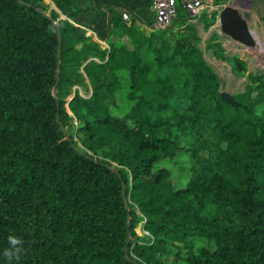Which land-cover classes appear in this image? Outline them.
<instances>
[{
    "label": "trees",
    "instance_id": "1",
    "mask_svg": "<svg viewBox=\"0 0 264 264\" xmlns=\"http://www.w3.org/2000/svg\"><path fill=\"white\" fill-rule=\"evenodd\" d=\"M53 1L0 0V264H264V71L212 33L223 95L221 9L175 0L170 36L156 0Z\"/></svg>",
    "mask_w": 264,
    "mask_h": 264
},
{
    "label": "rangeland",
    "instance_id": "2",
    "mask_svg": "<svg viewBox=\"0 0 264 264\" xmlns=\"http://www.w3.org/2000/svg\"><path fill=\"white\" fill-rule=\"evenodd\" d=\"M44 2L48 6L46 13L51 14L52 7H54V5H50V1L47 0ZM226 2L227 3L224 4L226 6L232 4L229 3L228 0H226ZM234 2L235 5L233 7L239 9L242 14H245L248 17V23L250 24L252 32L255 33L257 43H259L256 47L251 48L232 40L230 37L224 35L221 32V28L217 25L212 27L209 31L205 30L202 25L199 27L201 35L200 44L204 50L206 61L215 69L216 73L220 77L223 93L230 98L234 94L244 90L246 77L237 76L234 73L233 64L228 61H223L220 59L217 60L212 55V51L207 49L206 41L209 39L212 33H219L222 36L221 40L228 55H241L247 61V64H249L252 70L262 69L264 71V20L261 18L264 15V0H235ZM211 3V5H208V7L202 11H216L218 5L216 6L213 1ZM200 14H198L197 17L200 16ZM172 25L173 24L171 22L169 26L162 28L171 30L170 36H174V34L177 32V30L172 29ZM127 107L128 104L124 95L120 107V113H124L125 110L128 109ZM168 165L173 170V176L176 185L178 187H180V185H184L189 178L188 158L184 154H181L175 161L168 163ZM198 240L202 242L205 239L202 238Z\"/></svg>",
    "mask_w": 264,
    "mask_h": 264
},
{
    "label": "water",
    "instance_id": "3",
    "mask_svg": "<svg viewBox=\"0 0 264 264\" xmlns=\"http://www.w3.org/2000/svg\"><path fill=\"white\" fill-rule=\"evenodd\" d=\"M21 1V0H19ZM42 11V10H41ZM47 17L50 18V14L45 13ZM219 23L221 32L230 37L232 40L242 43L248 47L254 48L259 43L253 36V33L248 23V17L245 14H242L239 9L234 8L232 5H227L221 9L219 13ZM59 41H61V35L59 36ZM61 61V51L58 60V66ZM59 79V75L57 74ZM58 84V82H57ZM56 84V86H57ZM56 86L54 87V94L57 95ZM223 95L227 97L224 93ZM231 99L230 97H227Z\"/></svg>",
    "mask_w": 264,
    "mask_h": 264
},
{
    "label": "built area",
    "instance_id": "4",
    "mask_svg": "<svg viewBox=\"0 0 264 264\" xmlns=\"http://www.w3.org/2000/svg\"><path fill=\"white\" fill-rule=\"evenodd\" d=\"M214 0H182L184 7L188 10L189 15L192 19L197 18V15L202 12L208 5H211V2ZM235 0H228L231 5H235ZM214 4V3H213ZM223 5L222 8H224ZM218 5L217 9H222ZM221 11V10H219ZM178 13V7L175 0H156L155 2V19L149 31H154L155 29L167 27L173 22ZM127 18V17H126ZM128 19V18H127ZM217 26L220 27L219 16L217 17ZM251 28V27H250ZM252 31V30H251ZM255 38V33H253ZM256 39V38H255ZM257 41V40H256Z\"/></svg>",
    "mask_w": 264,
    "mask_h": 264
},
{
    "label": "clouds",
    "instance_id": "5",
    "mask_svg": "<svg viewBox=\"0 0 264 264\" xmlns=\"http://www.w3.org/2000/svg\"><path fill=\"white\" fill-rule=\"evenodd\" d=\"M24 241L18 236L8 237V247L3 250L2 255L8 260L9 264H12L14 260H19L23 253Z\"/></svg>",
    "mask_w": 264,
    "mask_h": 264
},
{
    "label": "crops",
    "instance_id": "6",
    "mask_svg": "<svg viewBox=\"0 0 264 264\" xmlns=\"http://www.w3.org/2000/svg\"><path fill=\"white\" fill-rule=\"evenodd\" d=\"M44 1H46V0H44ZM47 1H50V5H54V7H52V9H56L57 11H58V7L56 6V4L54 3V1L53 0H47ZM45 3V2H44ZM149 27L150 26H146V28H147V30L149 29ZM149 31V30H148Z\"/></svg>",
    "mask_w": 264,
    "mask_h": 264
},
{
    "label": "bare ground",
    "instance_id": "7",
    "mask_svg": "<svg viewBox=\"0 0 264 264\" xmlns=\"http://www.w3.org/2000/svg\"><path fill=\"white\" fill-rule=\"evenodd\" d=\"M219 13H220V11H219ZM218 16H219V14H218ZM253 33V32H252Z\"/></svg>",
    "mask_w": 264,
    "mask_h": 264
}]
</instances>
